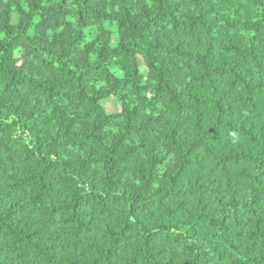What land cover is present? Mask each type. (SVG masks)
Listing matches in <instances>:
<instances>
[{
	"label": "trees",
	"instance_id": "obj_1",
	"mask_svg": "<svg viewBox=\"0 0 264 264\" xmlns=\"http://www.w3.org/2000/svg\"><path fill=\"white\" fill-rule=\"evenodd\" d=\"M0 264H264V0H0Z\"/></svg>",
	"mask_w": 264,
	"mask_h": 264
},
{
	"label": "rangeland",
	"instance_id": "obj_2",
	"mask_svg": "<svg viewBox=\"0 0 264 264\" xmlns=\"http://www.w3.org/2000/svg\"><path fill=\"white\" fill-rule=\"evenodd\" d=\"M118 107V104L116 103V101H113L111 104V108H116Z\"/></svg>",
	"mask_w": 264,
	"mask_h": 264
}]
</instances>
